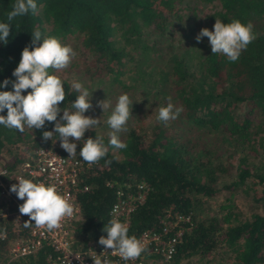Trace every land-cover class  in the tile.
Segmentation results:
<instances>
[{
	"label": "trees",
	"instance_id": "16d2710c",
	"mask_svg": "<svg viewBox=\"0 0 264 264\" xmlns=\"http://www.w3.org/2000/svg\"><path fill=\"white\" fill-rule=\"evenodd\" d=\"M15 0H0V22L7 21ZM37 11L11 21L8 43L0 42V84L14 82L22 50H32L31 34L41 32L43 39L56 37L62 45L76 40L78 51L69 67L49 70L58 76L66 93L58 106L64 110L79 95L64 73L75 70L86 77V84L100 82L104 88L127 94L133 86L123 81L124 73L141 71V62L158 63L147 76H156L160 88L152 95L167 106L182 108L177 119L165 126L150 116L136 119L121 142L125 149L108 147L107 155L85 173L82 182L88 190L78 195L80 218L72 223L76 247L98 245L108 225V210L116 189L147 185L143 202L131 213L128 235L157 228L162 213L172 206L191 215V228L177 245L172 258L163 264H199L217 245L232 254L230 264H257L264 261V0H35ZM251 23L255 40L241 52L236 62L222 54H212L207 37L197 43L201 29L213 30L215 20ZM45 24L48 27H45ZM132 53L135 55L133 56ZM133 61L125 69L126 62ZM81 68V70H78ZM138 75V74H137ZM142 75V74H139ZM137 77V78H136ZM142 78V77H141ZM11 83L0 91H11ZM31 90L22 92L27 95ZM161 95V96H160ZM165 103V104H164ZM111 104H116L111 102ZM246 104L245 111L238 107ZM91 110L84 115L89 117ZM256 120L248 115L254 114ZM7 110L0 112L6 116ZM57 117L60 121V116ZM149 120L150 127L145 123ZM54 123L41 129L25 127L23 133L0 125V158L11 155L17 144L35 149L50 147L58 135L44 141L42 133L53 131ZM94 130L82 139H95ZM103 137L108 146L109 136ZM121 138V137H120ZM84 140L77 143V157ZM70 142H72L70 138ZM32 149V150H33ZM14 156V155H13ZM6 167L13 169L23 159L16 154ZM106 161H111L106 164ZM223 193L216 211L198 218L194 209L206 199ZM235 195L247 197L260 208L246 219L234 207ZM23 220L13 223L0 217V264H46L48 248L11 260L8 246L26 234ZM193 257V258H192Z\"/></svg>",
	"mask_w": 264,
	"mask_h": 264
},
{
	"label": "clouds",
	"instance_id": "9594fccd",
	"mask_svg": "<svg viewBox=\"0 0 264 264\" xmlns=\"http://www.w3.org/2000/svg\"><path fill=\"white\" fill-rule=\"evenodd\" d=\"M31 11H37L35 0H15L12 10L7 13L8 22H0V42L8 43L11 21L14 18L25 16ZM251 23L242 24L239 20L224 23L219 19L215 20L213 30L201 29L196 37L197 43L202 37H207L212 54H222L229 62H236L243 50L255 40ZM41 41V32L37 29L31 34L32 50L26 46L21 52L18 66L12 72L15 81L5 79L0 88L7 87L11 83V91H0V112L7 110L6 116L0 115V125L19 133H23L25 127L33 130L41 129L45 122H53V131H44L42 138L49 141L58 135L60 147L68 154V157L77 155V143L82 139L86 131L99 125L100 119H94L84 114L91 110V93L79 82H73L72 88L79 93L71 103V108L62 110L58 105L65 101L66 93L62 80L50 74L51 70H64L70 66L76 53L70 46L62 45L56 37L43 39L39 46H35ZM31 90L27 95L22 92ZM166 107H161L158 112L157 121L167 126L171 120L178 118L183 111L182 108H175L170 102ZM132 101L127 94L120 95L118 101L107 119V124L112 131L109 132L108 146L105 145L103 137L84 140L80 148L79 156L89 166L98 163L108 153V147L115 149H125L127 145L121 142L119 133L127 131L126 125L132 117ZM97 107L103 111L111 106V102L104 99L97 102ZM60 121L57 117L60 113ZM70 138L72 142H70ZM42 152H44L41 149ZM111 161H106L110 164ZM3 176V175H0ZM10 192L23 201L19 206V213L28 216L23 226L28 228L33 225L47 231L58 230L62 227V222L66 218H71L75 212V206L65 197L60 195L54 185L46 186L43 183H34L31 180L18 179V183L11 185ZM31 222H34L31 223ZM107 238L101 236L98 243L105 248V253L111 249L112 253L118 254L124 261L136 260L142 253L147 251L142 241L135 236L128 235V226L118 219H111L104 227ZM102 255V254H101ZM101 255H96L93 264H110L107 260H102Z\"/></svg>",
	"mask_w": 264,
	"mask_h": 264
},
{
	"label": "built area",
	"instance_id": "2783aa9c",
	"mask_svg": "<svg viewBox=\"0 0 264 264\" xmlns=\"http://www.w3.org/2000/svg\"><path fill=\"white\" fill-rule=\"evenodd\" d=\"M94 167L95 164L89 166L77 156L69 158L60 147L59 140H54L50 147L31 150L13 169L0 165V175H3L0 176V217L8 216L15 224L29 221V217L21 215L18 210L23 201L10 192L11 185L18 183L21 177L46 186L54 185L58 193L75 206L73 217L66 218L58 230L47 231L34 225L26 228L25 236L8 246L9 259L35 254L43 247L48 248L44 258L46 264H93L96 255L101 254V259L110 264H163L172 258L177 245L191 228V215L178 212L172 206L159 217L157 228L144 229L136 235L147 251L134 261H124L111 249L103 254L106 250L100 244L76 247V237L71 228L72 223L80 218L77 198L88 190V184L82 182V177ZM147 189L144 183L136 184L134 190L116 189L114 201L108 210L109 220L115 218L128 225L131 213L143 202ZM4 236L0 232V240ZM257 264H264V261Z\"/></svg>",
	"mask_w": 264,
	"mask_h": 264
},
{
	"label": "rangeland",
	"instance_id": "374dc122",
	"mask_svg": "<svg viewBox=\"0 0 264 264\" xmlns=\"http://www.w3.org/2000/svg\"><path fill=\"white\" fill-rule=\"evenodd\" d=\"M45 27L48 26L45 24ZM70 40H71L70 45H66V46H70L74 50V52L78 51V47L75 44L76 40L73 39ZM76 55H78V53ZM132 55L135 56L133 53ZM144 63L145 62H141V71L137 72L138 75L134 74L137 77H139V81L132 80L131 78H129V76H131L129 72L124 73L123 81L126 84L133 86L131 89H128L126 91L127 95L129 96L130 100L133 103L132 111H131L132 117L127 122L126 125L127 130L134 128V126H136V122H135L136 119L140 118L141 116H145V115H147V117L150 116L151 117L150 120L153 121L154 118L158 116L160 106L163 105V101L160 102L159 99H156V97L152 95L153 92H157V89L160 88L159 80L157 79L156 76L152 77L151 75L150 76L145 75V73L148 72V70L152 71V69L155 66H158L160 64L158 63L154 64L150 61H148L146 65H144ZM133 64L134 62L130 61V62H126L123 66L125 69H127L129 67L132 68ZM78 70H81V68H79ZM64 76H67L71 83L73 82L81 83L84 86V88H86L91 93L90 103L93 105V107L91 109V112L89 113V117L94 119H100L99 125L91 130H94V133L97 136L103 134L109 136V132L112 130L107 124V119L111 115V112L113 111L116 104L114 105L111 104V106L105 111H103L100 107H97L96 105L98 101L104 99L110 102L117 103L119 98L118 94L120 93V91L111 92L109 88H104V80H106L105 77H101L99 83L88 85L85 83L86 77H81V75L77 74L75 70H71L69 73H64ZM164 106L166 107V105ZM238 108L239 110L245 111L247 106L246 104H243ZM248 116L256 120L255 113L250 114ZM150 124L151 122L148 120L147 123H145V126L149 128ZM126 132L127 131H122L118 134L119 138L121 137L120 140L124 137V134H126ZM13 149L14 150H12L11 155L8 154L6 155L5 153L2 154L3 157L0 158L1 166H6L9 162L14 161V159L16 158L15 157L16 154L17 155L22 154L23 157L26 156L33 148L29 147V144L27 143H22V144L20 143L17 144V147L16 146L13 147ZM223 199H224L223 193L222 194L219 193L216 196L203 201L202 204H200V206L195 207L193 212L194 214H196L198 218H202V217L207 218L210 215L219 218L221 216V213H219V211H216V209L218 205L223 202ZM233 202H234L233 203L234 207L240 212L241 219H246L250 214L260 211V208H257L252 203V201L247 197L235 195V197L233 198ZM16 241H18V239ZM231 260H232L231 252L228 250L227 247L220 244L217 245L216 249L213 252L204 255V257H202V259L200 260L199 264H230ZM192 264H194V261H192Z\"/></svg>",
	"mask_w": 264,
	"mask_h": 264
}]
</instances>
